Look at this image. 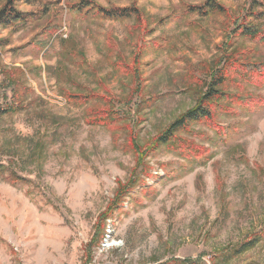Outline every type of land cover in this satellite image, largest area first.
I'll list each match as a JSON object with an SVG mask.
<instances>
[{
	"label": "rangeland",
	"instance_id": "rangeland-1",
	"mask_svg": "<svg viewBox=\"0 0 264 264\" xmlns=\"http://www.w3.org/2000/svg\"><path fill=\"white\" fill-rule=\"evenodd\" d=\"M8 4L0 264H264V7ZM212 85L227 95L202 103ZM199 101L208 118L158 140Z\"/></svg>",
	"mask_w": 264,
	"mask_h": 264
},
{
	"label": "trees",
	"instance_id": "trees-1",
	"mask_svg": "<svg viewBox=\"0 0 264 264\" xmlns=\"http://www.w3.org/2000/svg\"><path fill=\"white\" fill-rule=\"evenodd\" d=\"M6 3L5 5L0 9V23H9L8 19H3L5 18V10H6V5L7 2L9 3L8 6H10V12L8 15H10L9 17L11 18V20H21V14L14 10L13 7L11 6L13 4V0H5ZM256 6L259 7H264V0L261 1H255ZM89 4L84 5V7H87ZM89 8H91V6H88ZM96 10V12L100 13L103 16L108 17L109 19L112 20H120V19H127L129 17H131L132 15L136 16L138 15V11L136 10V8H110V9H105L102 7H96L94 8ZM207 11L208 12H222L223 11V7L221 5H216V4H212V3H207ZM259 13H263V12H258ZM2 16V18H1ZM250 26H247L245 29L243 28L242 33L243 35H250V32L248 31ZM241 33V34H242ZM222 95V98L225 97L227 94L217 91L214 86L212 85L211 87L207 88L206 93L201 97V101L206 102V100H212V98ZM73 97V96H71ZM95 96L93 94H88L86 96H83V98H87V99H91L94 98ZM200 103V104H199ZM198 105L194 106L192 109L188 110L187 112H185L184 114H182L179 118H177L173 123H171L167 129L165 130V132L162 134V136L160 138H158L159 141H164L163 139H165L168 135L170 136L174 131H176L177 129L183 127L187 121H195V120H199L200 118H208L211 114V111H209L207 105H201V102L199 101ZM249 247V245H248Z\"/></svg>",
	"mask_w": 264,
	"mask_h": 264
}]
</instances>
